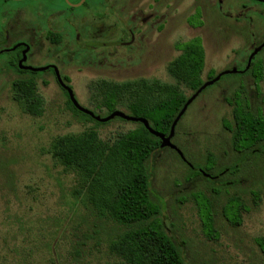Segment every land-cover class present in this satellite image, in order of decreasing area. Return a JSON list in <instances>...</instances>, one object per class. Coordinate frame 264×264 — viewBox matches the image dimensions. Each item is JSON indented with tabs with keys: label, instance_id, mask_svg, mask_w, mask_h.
<instances>
[{
	"label": "rangeland",
	"instance_id": "1",
	"mask_svg": "<svg viewBox=\"0 0 264 264\" xmlns=\"http://www.w3.org/2000/svg\"><path fill=\"white\" fill-rule=\"evenodd\" d=\"M152 2L104 0V6L103 0H85L71 7L80 0H68L69 4L65 0H0V23L6 11L50 15L58 10L62 14L54 18H72L84 25L75 32L84 43L87 26L95 37L108 27L111 34L121 33L129 17L147 11ZM159 5L167 15L160 34L136 41L129 50L117 48L114 57L98 48L70 56L61 73L69 77L78 104L104 118L109 114L102 92L89 86L139 78L173 83L167 65L179 54L174 47L178 42L201 39L204 82L210 80L211 72L214 78L237 70L202 91L188 106L172 139L196 167H203L208 156L214 159L216 164L208 173L214 178L190 177L185 163L166 148L150 156L147 172L151 198L160 206L157 220L179 248L183 264H264L254 242L264 238V142L254 154H236L223 127V122L232 124L230 103L235 94L248 103L250 112L264 117V49L255 55L263 68L260 82L242 72L252 48L264 43V6L252 0H162ZM197 9L201 27L187 22ZM8 58L7 53L0 54V264H124L108 249L110 239L123 228L77 201L75 173L55 162L46 150L54 137L87 129L112 142L134 130L136 123L113 119L98 126L75 115L62 91L46 76L36 78L43 113L39 117L24 113L11 98L12 82L23 76L6 68ZM183 90L187 98L193 94ZM116 110L128 114L120 105ZM236 196L246 207L239 227L221 214L228 199ZM203 204L209 205L213 218L211 234L204 227Z\"/></svg>",
	"mask_w": 264,
	"mask_h": 264
},
{
	"label": "trees",
	"instance_id": "2",
	"mask_svg": "<svg viewBox=\"0 0 264 264\" xmlns=\"http://www.w3.org/2000/svg\"><path fill=\"white\" fill-rule=\"evenodd\" d=\"M187 22L201 27L199 10ZM52 41L58 42V39ZM174 47L179 54L167 65V73L173 83L139 78L124 82L102 81L91 84L89 88L100 89L108 114L120 105L127 109L128 115L144 118L154 131L168 135L172 122L187 100L183 89L194 93L204 83L205 57L201 39L195 37L178 42ZM13 67L18 71L16 63ZM262 71L254 57L246 74L250 73L258 83L262 79ZM213 76L214 73H209L208 79ZM36 89L32 76L18 78L11 84L12 100L24 113L33 117H39L44 110V100ZM234 96L233 103H230L232 124L223 122V127L230 134L234 153L254 154L264 142V117L250 112L248 103L238 95ZM67 105L75 115H81L98 126L105 124L80 113L69 100ZM136 125L134 130L119 134L112 142L102 141L95 129L57 136L50 141L46 152L64 169L75 173L77 201L91 208L101 219L123 228L109 241L111 254L124 264H183L179 248L157 220L160 206L151 198L147 160L160 149V141L140 123ZM177 127L178 124L175 132ZM206 159L203 167H196L189 161L191 168L185 164L190 177H203L199 169L208 174L214 168V159L210 156ZM202 207L204 227L211 234L213 218L210 207L208 204ZM243 211L246 207L236 196L228 199L221 214L233 227H239ZM254 242L264 255V238H256Z\"/></svg>",
	"mask_w": 264,
	"mask_h": 264
},
{
	"label": "flooded vegetation",
	"instance_id": "3",
	"mask_svg": "<svg viewBox=\"0 0 264 264\" xmlns=\"http://www.w3.org/2000/svg\"><path fill=\"white\" fill-rule=\"evenodd\" d=\"M160 1L162 0H153V2L146 7L147 11L140 10L133 13L127 22L128 27L126 26L122 29L121 33L116 31L111 34L110 27H108L107 29L103 28L98 37H95L93 31L87 26L84 43L80 41L81 36L78 32L75 33L80 28H83L84 25H80L81 23H74L72 18L58 20L53 17H59L62 14L61 11L54 10L50 15L47 14L48 16L45 12L37 13L23 11L15 13L13 11H6L0 23V54L7 53L9 55V58L4 61L7 69H11L23 77L32 76L36 88L37 77L46 76L48 79H53L66 99L69 100L67 92L58 82L55 74V70L58 71L61 82L65 86L71 88L69 85V77L61 73L62 65L67 64L66 58L73 55L90 54L97 48L103 50L106 56L114 57L117 53V48L129 50L131 47H134L136 41H146L153 33L160 34L165 28L167 20L166 12L163 11L162 6L159 5ZM252 1L264 6V0ZM243 8L246 9V5H243ZM253 9L256 10L255 8ZM96 12L98 11L96 10L94 14ZM49 16H51V18H49ZM77 24L79 25L77 26ZM72 33H75L73 38L71 37ZM11 36H13V38H11ZM96 38H98L97 45L94 44ZM53 39H58V42H53ZM10 40H13V42L10 43ZM71 45H73L75 49L71 50ZM259 46L260 45L252 48L248 58L253 50ZM263 49L264 48L261 50ZM248 58L246 59V66ZM21 60H23V67H30L33 69L44 68V70L33 72L26 69H19L18 63ZM15 63L18 71L13 67ZM246 72L244 73L246 74ZM42 83L45 86L48 85L45 81H42ZM185 164L188 166L189 163L187 160ZM201 172L208 176H203V178L207 180H212L214 178V176L199 169V173Z\"/></svg>",
	"mask_w": 264,
	"mask_h": 264
},
{
	"label": "water",
	"instance_id": "4",
	"mask_svg": "<svg viewBox=\"0 0 264 264\" xmlns=\"http://www.w3.org/2000/svg\"><path fill=\"white\" fill-rule=\"evenodd\" d=\"M14 1H18V0H14ZM67 3H68V0H65ZM85 0H80V3L79 4H75V5H69L71 7H78L80 6L82 3H84ZM69 4V3H68ZM264 48V43H262L259 47H257L256 49L253 50V52L250 54L249 58H248V63H247V66L246 68L242 71L243 73L246 72L248 69H249V66H250V63H251V60L253 59V57L259 52L261 51V49ZM22 61L21 60L19 63H18V67L19 69H26V70H30V71H33V72H39V71H43L44 68L42 69H33V68H30V67H23L22 66ZM237 73V70H231V71H226V72H223V73H220L218 75H216L213 79L207 81V82H204L202 84V86L197 90L195 91L189 98H187L185 104L183 105L182 109L179 111V113L177 114L176 118L174 119V121L172 122L171 124V127H170V131H169V134L168 135H163V134H160L156 131H154L150 125H149V122L144 119V118H136V117H132L128 114H125L121 111H113L111 114H109L108 116L104 117V118H101L97 115H95L94 113H92L91 111L81 107L75 96H74V93L72 91L71 88H69L68 86H65L62 82H61V79L59 77V73L58 71L55 70V74H56V77H57V80L58 82L61 84V86L63 87V89L67 92V96L71 102V104L73 105V107L79 111L80 113L84 114V115H87L89 116L90 118H92L94 121L96 122H99V123H107L109 121H112L113 119L115 118H119L123 121H127V122H133V123H140L148 132L149 134H151L152 136L156 137L159 139L160 141V145H159V148L160 149H170L174 152H176V154L179 156V158L184 162L186 163V159L184 157V155L182 154V152L172 143V139L175 135V128L178 124V122L180 121V119L182 118L183 114L185 113V111L187 110L188 106L202 93V91H204L207 87L213 85L214 83H216L222 76L224 75H227V74H235ZM188 166L191 168L192 166L188 164ZM201 174L204 176V177H208L207 175H205L204 173L201 172Z\"/></svg>",
	"mask_w": 264,
	"mask_h": 264
}]
</instances>
